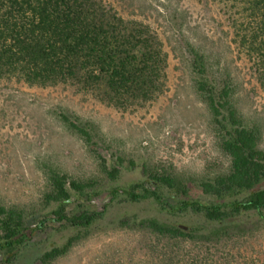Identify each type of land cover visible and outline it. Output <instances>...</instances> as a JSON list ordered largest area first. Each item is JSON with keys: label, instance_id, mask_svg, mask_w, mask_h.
<instances>
[{"label": "rangeland", "instance_id": "1", "mask_svg": "<svg viewBox=\"0 0 264 264\" xmlns=\"http://www.w3.org/2000/svg\"><path fill=\"white\" fill-rule=\"evenodd\" d=\"M98 1L159 36L166 60L160 91L146 103L124 108L71 83L31 87L0 82V207L22 212L31 228L45 221L44 229L15 257L0 251V264H42L46 252L63 248L74 237L78 240L52 264H150L148 246L155 238L123 228L121 221L168 216L155 204L112 202L109 195L113 187L129 188L144 181L145 168L176 176L193 197L210 201L200 182L228 173L231 159L221 147L219 126L198 93L196 81L201 78L193 73L192 46L202 49L214 65L211 78L222 82L231 76L237 107L264 134V86L254 64L233 42L217 0ZM63 115L91 125V145L67 128ZM105 165L120 167L118 180L108 179ZM50 171L67 175L69 181L96 183L92 199H80L71 191V204L66 206L71 216L85 209L103 213L94 226L77 230L52 220L60 205L47 201ZM177 221L189 226L202 223L191 216ZM244 221L251 225L256 218L247 216ZM237 249L242 257L264 262V227Z\"/></svg>", "mask_w": 264, "mask_h": 264}, {"label": "trees", "instance_id": "2", "mask_svg": "<svg viewBox=\"0 0 264 264\" xmlns=\"http://www.w3.org/2000/svg\"><path fill=\"white\" fill-rule=\"evenodd\" d=\"M217 3L229 22L233 42L254 64L256 77L264 86V0ZM192 53L193 73L201 78L196 87L219 126L221 147L231 159L229 172L200 182L209 202L193 197L176 176L148 168L143 171L144 181L129 188L113 187L109 195L112 202L155 204L168 216V220L139 221L134 216L121 221L123 228L155 238L148 246L150 264H264L242 257L237 249L243 239L264 227L262 127L237 107L231 76L222 82L211 78L215 77L214 65L207 55L195 46ZM165 65L163 45L151 27L125 20L101 1L0 0V82L31 87L71 83L102 96L111 105L127 108L148 102L160 91ZM62 121L87 145L92 144L91 125L66 115ZM119 160L118 166H122L123 159ZM118 166L107 169L105 165L110 181L119 179ZM49 181L48 204L60 205L54 211V222L86 230L104 215L87 209L72 216L66 212L71 191L89 200L97 194L96 183L69 181L67 175L56 171L49 172ZM189 216L201 218L202 223L189 226L177 221ZM247 216L256 221L248 225L244 221ZM44 225L42 221L35 228L28 227L22 212L0 207V251L15 257ZM77 238L46 252L42 264L64 256Z\"/></svg>", "mask_w": 264, "mask_h": 264}]
</instances>
